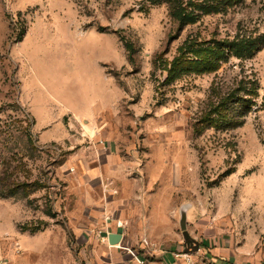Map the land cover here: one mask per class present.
Wrapping results in <instances>:
<instances>
[{
    "label": "rangeland",
    "instance_id": "obj_1",
    "mask_svg": "<svg viewBox=\"0 0 264 264\" xmlns=\"http://www.w3.org/2000/svg\"><path fill=\"white\" fill-rule=\"evenodd\" d=\"M219 6L180 28L150 0H0V177L18 166L14 178L38 188L0 197V248L19 225L53 227L72 264H91L119 229L112 250L165 262L185 254L188 232L195 264H264V0ZM237 37L262 47L166 83L187 38ZM241 80L258 93L244 123L197 135L210 97Z\"/></svg>",
    "mask_w": 264,
    "mask_h": 264
},
{
    "label": "trees",
    "instance_id": "obj_2",
    "mask_svg": "<svg viewBox=\"0 0 264 264\" xmlns=\"http://www.w3.org/2000/svg\"><path fill=\"white\" fill-rule=\"evenodd\" d=\"M234 0H203L194 3L188 0H150L151 4L159 5L167 3L169 14L172 19L182 28L186 25H192L198 22L203 15L219 13V5H232ZM264 45V41L262 42ZM262 46L257 44L253 39L236 38L234 42H228L224 46L217 44V41L210 42L198 41L196 38H187L177 49L176 55L169 62H165L163 70L167 73L166 83L171 84L182 78L188 73L199 72H216L221 68V62L226 53H233L238 58L251 57ZM215 93V90H214ZM256 83L241 80L237 87L229 90L222 95L216 94V98H211L206 108L201 112L194 123V132L200 135L204 130L214 128L216 130L235 129L244 123V118L256 105L257 98ZM262 109L264 110V104ZM18 167V166H17ZM17 167L10 171H5L0 177V197L8 198L17 195L21 190H37V182L27 181L19 182L14 176L17 173ZM52 213V212H51ZM48 213L52 218L55 214ZM20 231H29L36 233L40 230L30 229L25 224L19 225Z\"/></svg>",
    "mask_w": 264,
    "mask_h": 264
},
{
    "label": "crops",
    "instance_id": "obj_3",
    "mask_svg": "<svg viewBox=\"0 0 264 264\" xmlns=\"http://www.w3.org/2000/svg\"><path fill=\"white\" fill-rule=\"evenodd\" d=\"M82 118L90 117V109L83 110L78 114ZM36 124V120H35ZM50 127V125H45L40 131H45V128ZM41 132L40 135H41ZM56 140L48 139L47 141L43 142L48 143L50 141ZM84 222H92V218L90 216L84 215L82 218ZM81 222V220H77L74 216H72L71 223ZM16 233L13 235H5L4 240L1 241V253H2V260L4 264L7 261L11 262L12 264H72L71 261V246L68 244L67 237L64 232H60L59 230H55L53 227L52 229H45L43 231H38L36 233H30L28 231H20L17 227ZM72 229L76 231L79 238L82 237V232L77 229L76 226L72 225ZM46 232H48L47 235ZM120 230H110L108 234L111 233H119ZM42 235V236H41ZM45 235V236H43ZM30 237H36L35 239H41L39 241H35L34 239H30ZM84 237V241L81 242L82 244L86 243V236ZM82 237V238H83ZM81 238V239H82ZM91 238H89L90 240ZM8 242H11L16 251H9L7 252V245ZM83 250V249H82ZM106 256L105 258H99L97 260H92L91 264H111L109 259L108 249H106ZM84 251V250H83ZM97 253H91V256L96 255ZM163 259V258H162ZM160 260V259H159ZM163 261V260H161ZM164 261L168 264H177L179 262H175L174 260L164 259ZM113 264H136L132 257L127 254V252H114L113 255ZM179 264H182L181 262Z\"/></svg>",
    "mask_w": 264,
    "mask_h": 264
},
{
    "label": "built area",
    "instance_id": "obj_4",
    "mask_svg": "<svg viewBox=\"0 0 264 264\" xmlns=\"http://www.w3.org/2000/svg\"><path fill=\"white\" fill-rule=\"evenodd\" d=\"M108 233H106V239H107V248H108V253H109V259H110V263L113 264V255H114V251L115 250H112L113 248H120L118 245H111L108 241ZM129 255L132 257L133 261L136 263V264H168L166 262H163L161 260H153V261H150L148 258L146 257H140V256H137L136 254H134L132 251H129ZM181 257H184L183 260H181L180 258ZM175 258H176V261L175 262H181V263H184V264H195V262L193 260H191V257L185 252V254H178V255H175ZM177 263V264H179Z\"/></svg>",
    "mask_w": 264,
    "mask_h": 264
},
{
    "label": "water",
    "instance_id": "obj_5",
    "mask_svg": "<svg viewBox=\"0 0 264 264\" xmlns=\"http://www.w3.org/2000/svg\"><path fill=\"white\" fill-rule=\"evenodd\" d=\"M184 238L186 241V249L185 251L188 252V249L193 247L191 250L192 251H197L199 250L200 246L196 240H194L188 232H184ZM123 239V235L121 233H111L108 235V241L111 245H116L121 243ZM188 247V248H187Z\"/></svg>",
    "mask_w": 264,
    "mask_h": 264
}]
</instances>
